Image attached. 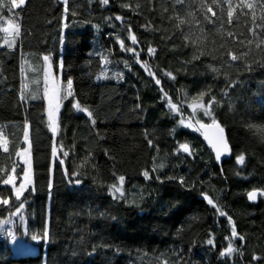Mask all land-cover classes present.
<instances>
[{"label":"trees","instance_id":"16d2710c","mask_svg":"<svg viewBox=\"0 0 264 264\" xmlns=\"http://www.w3.org/2000/svg\"><path fill=\"white\" fill-rule=\"evenodd\" d=\"M251 2L252 9L243 0H68L66 13L63 0H26L0 10V27L9 28L0 32V133L8 148L0 147V199L9 200L0 219L23 202L25 239L36 246L13 254L0 238V264H264V196L248 198L264 190V64L257 62L264 51L256 48L264 40V0ZM13 38L9 47L5 39ZM120 41L134 51H122ZM44 56L62 91L54 136L42 96ZM200 93L206 107L215 97L212 116L194 103ZM181 118H214L229 158L217 164L200 131ZM26 130L32 184L16 201L3 180L22 172L16 153ZM121 175L124 195L113 198ZM233 226L243 241L231 236ZM229 242L237 251L222 257Z\"/></svg>","mask_w":264,"mask_h":264},{"label":"snow or ice","instance_id":"6c2138e0","mask_svg":"<svg viewBox=\"0 0 264 264\" xmlns=\"http://www.w3.org/2000/svg\"><path fill=\"white\" fill-rule=\"evenodd\" d=\"M185 2V0H175V3L176 4H183ZM26 3V0H8L7 3H5V0H0V10L4 9L5 7L8 8L9 12H11L12 9H15V8H20L22 6H24ZM63 3L65 5V8H64V11L67 13L69 11V9L67 8V3H68V0H63ZM99 3L102 5V6H107L109 4V0H99ZM212 3L215 4L217 3V0H212ZM231 3V0H229V4ZM243 3H244V7H247L249 9H252L254 7L253 3L251 2V0H243ZM124 7H127L128 5H123ZM203 6V5H202ZM261 7H264V3H261ZM209 12H212V8L209 6L208 9H207ZM232 11L229 10L228 11V16L231 17L232 16ZM19 15V14H17ZM213 15H215V13H213ZM116 20H121L122 17L117 15L115 17ZM10 23H14L13 21H9ZM184 23V20H180V24H183ZM260 26V25H258ZM0 32H4V33H8L9 32V28L8 27H0ZM20 34V25L18 23L15 24V28H14V37L15 36H19ZM229 35H231V33H229ZM253 35H256L255 32H253ZM131 39V42L133 45L137 44V38L135 35H132L130 37ZM5 43L8 44L9 47H12L13 43H15V39L13 38L12 40H8V39H5ZM249 44H252L253 42L250 40L248 42ZM262 45H264V40H261L260 42L256 43V48L257 49H260L261 51H264V48H262ZM120 46H121V50H126L128 52H133L134 49L128 47L126 48L125 45H124V42L123 41H120ZM156 49L155 48H149L148 49V52L149 54H152V53H155ZM137 56H139V53H136ZM242 55L244 56H247L248 54L247 53H243ZM198 58V57H197ZM45 61H47L49 59L48 56H44L43 58ZM105 60H107L106 57H104ZM241 57L238 56V55H232L231 56V60L232 61H238L240 60ZM139 62V61H137ZM258 63H261V64H264V61H257ZM142 67H146V64H142L141 65ZM62 67V65H61ZM245 68L247 70H251V63H245ZM213 71H217L216 69H213ZM150 75L152 74L151 72L149 73ZM166 75H169V76H172L171 73H166ZM172 79H175L174 76H172ZM72 84H73V81L71 79H68L67 80V86H66V93L67 95H72ZM156 84L159 85L160 84V80L159 79H156ZM25 88H27V85L25 84L24 85ZM45 95L47 96V92L45 93ZM205 95V93H200V96H199V100L197 101H194V103L196 104L197 107H200V108H203L204 109V114L206 116H212V112L209 111V107L211 106V103L212 102H215V97H211L210 101H209V105L206 107L204 104L200 103L199 101L203 99V96ZM33 99H35V97L33 96L32 97ZM53 98H49V111H48V121H49V128L50 130L52 131L53 134H56V132L58 131V124H57V120L55 118V113L58 111V108H59V100L56 101L55 105L53 104ZM21 99H24L23 96H21ZM169 103V106L170 108L173 110V111H177V108H176V105L173 104L171 102V100L168 101ZM73 107L76 108L78 111L80 112H84L87 114L88 118L91 120V123L93 125L96 124V120L93 118V114L92 112H90L88 110V108L86 107H81L80 103L79 102H76L73 104ZM139 107V106H137ZM194 111H195V108H194ZM181 124H184V120H181L180 121ZM197 123H200L199 121H197ZM187 126V125H186ZM200 127L201 128H216L218 133L220 134L219 136V139H218V142L217 143H214L213 144V147L214 148H217V160L220 159V155H221V151L222 149H226L227 148V144L224 142V139H223V136H222V133H223V128L220 127V125L217 123V121L213 118L212 119V123L210 125H204V124H200ZM28 131L26 130L24 132V139L27 141L28 140ZM3 133H0V147H3V150L5 152L8 151V148H7V145H6V142L3 141ZM207 138V137H206ZM152 141L149 140V144H151ZM217 144H219V147L217 146ZM180 149L184 152H189V146L187 144H181L180 145ZM24 151H27L26 149ZM17 155H20L21 153H16ZM56 154V149L53 148V155ZM189 154H191L189 152ZM64 156H67L68 153L67 152H64L63 153ZM244 160H245V157L244 155H240L237 157V163L238 164H243L244 163ZM60 164H63V160L61 159L60 160ZM163 165H161L162 167ZM12 172H15V168H13L11 170ZM143 175L145 176L146 179L149 178V173L147 171H145L143 173ZM27 177H28V173L27 171H25V180H27ZM169 179H172V177H168ZM125 180V177L123 175L119 176V181H120V184L122 185L123 182ZM3 183L5 185H13V188H14V194H15V199L16 201H21V197L23 195V192L26 190V187H25V183H21L20 186L18 188L15 187V179L12 175H8L6 179L3 180ZM181 183H183V180L181 178ZM51 188V185L49 186ZM115 193H119L120 196L122 197L124 195V192H123V189L122 187H118L116 184H113L111 186V194L113 195V198H117L115 196ZM261 195V196H264V190H253L251 192L248 193V198L250 200H255L257 195ZM205 199H208L207 197H205ZM208 203L209 204H212L213 207H216L215 204H213V201L208 199ZM0 204L2 205H8L9 204V200L8 199H0ZM24 207V203L21 202L18 204L17 208H16V211H15V214H19L21 209H23ZM217 211L219 212V215L220 216H226V212L220 210L219 208H217ZM228 222L229 224H232V218L229 216L228 217ZM4 223H8V221H4ZM48 233L45 232V237H47ZM231 236L232 237H238L239 240L243 241L245 238L241 235H238L235 227L233 226L232 227V231H231ZM33 240L37 239L36 236H33L32 237ZM208 244L209 245H213V240L212 239H209L208 240ZM234 251H237L236 248L233 247V244L232 242H229L228 246H227V249L226 251H222L220 253V255L222 257L226 256V255H230L231 253H233ZM253 259H258L257 257H253Z\"/></svg>","mask_w":264,"mask_h":264},{"label":"rangeland","instance_id":"374dc122","mask_svg":"<svg viewBox=\"0 0 264 264\" xmlns=\"http://www.w3.org/2000/svg\"><path fill=\"white\" fill-rule=\"evenodd\" d=\"M43 58H42L43 61L42 96L45 101V107H44L45 119L49 132L51 133L52 136H54L55 134L52 133V131L48 126L49 98L55 97L53 99L54 105L56 101L59 100V108L58 111L55 113V118L58 124V112L61 106L62 91L60 88L59 77H57L53 72L50 58L47 61H45ZM46 92H47V96L45 95ZM180 120H184L185 122L183 124V127L188 128L190 130H199L200 123L193 122L191 119L181 118ZM24 143L25 146L18 150V152L21 154L18 155V160H17L18 164L22 166V172L19 176L16 173H12L10 175H12L15 179L16 188H18L21 183H25V187L27 190L32 184V171H31V158H30L29 145L25 139H24ZM25 149L27 151H24ZM57 153H58V149H56L55 158L60 159ZM25 171H27L28 173L27 180H25ZM8 186L12 189V192L14 194L13 185L9 184ZM117 186L121 187L120 181L118 182ZM15 211L16 209L12 211L5 219H0V238H6L8 240L13 254L31 253L35 250L36 246L32 245L28 240L25 239V237L28 235V231H27L28 229H27V222L23 213V209H21L19 214H15ZM4 221H8V223H4ZM18 231L22 233L21 237H19V235L17 234Z\"/></svg>","mask_w":264,"mask_h":264},{"label":"water","instance_id":"95a60500","mask_svg":"<svg viewBox=\"0 0 264 264\" xmlns=\"http://www.w3.org/2000/svg\"><path fill=\"white\" fill-rule=\"evenodd\" d=\"M210 124L211 123L204 124V125H210ZM199 131L201 133V137H202L203 141L206 143V145L210 149V151H211L212 155L214 156L217 164H220L223 160H226L229 158V156L231 154V149L226 142L224 131L222 133V136H223L224 142L227 144V148L222 149L219 160H217V158H216L217 157V148L213 147V144L218 142V139L220 136L217 129L214 127L213 128H201V127H199ZM217 146L219 147V144H217Z\"/></svg>","mask_w":264,"mask_h":264}]
</instances>
